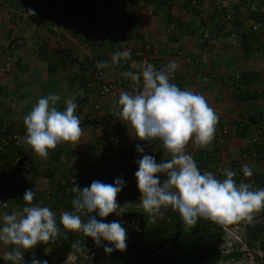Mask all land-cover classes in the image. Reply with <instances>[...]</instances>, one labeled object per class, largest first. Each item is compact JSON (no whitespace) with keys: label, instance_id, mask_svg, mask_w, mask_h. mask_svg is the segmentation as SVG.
Wrapping results in <instances>:
<instances>
[{"label":"clouds","instance_id":"9594fccd","mask_svg":"<svg viewBox=\"0 0 264 264\" xmlns=\"http://www.w3.org/2000/svg\"><path fill=\"white\" fill-rule=\"evenodd\" d=\"M81 2L83 5L88 0ZM173 9L177 10V7ZM27 12L31 16L36 15L33 9H28ZM47 12L50 13L51 20H56L59 27V31L57 26L53 28L57 37L71 32L70 27H73V23L69 25L70 22L67 19L60 16L55 17L50 9ZM90 15L92 20L89 22L80 19L84 24L83 26L79 24L80 21L77 22L76 27L82 38L88 36L83 37L84 33H90L93 30H102L107 33L106 26H103L101 19L97 15ZM38 19L44 18L38 17ZM94 19L97 20L94 21ZM62 24L66 25L64 29L60 28ZM106 35L109 36V32ZM19 43L22 45L23 41L20 40ZM146 43L158 44L161 61L168 60L163 57V47L158 41H144V44ZM124 44L125 50L116 51L113 55V63L125 62L119 79H125L124 75L134 83H140L142 80V90L123 91L120 93L117 102L99 99L96 93L87 87L89 82L98 78L99 82H113L115 84L118 82L115 79L105 80L102 70L99 69L85 84L88 91L94 95L95 101L90 107V111L81 118H84V126H87L89 130L96 131L101 127L95 125L96 127L93 128L92 120L102 117L103 121V111L107 107L116 110V107L120 106L119 118L128 125L124 122L122 125L120 120L118 125L131 127L135 132V137L141 141L148 142L156 139L161 141H158L157 144L164 148L170 158L159 164L154 156L144 153L148 150L149 153H152L153 149L145 150L139 144L136 146L137 154H142V158L136 161L139 167L135 172L137 186L141 193L140 205L149 213L170 207L173 212H178L183 221V226L188 229H192L200 219H207L220 224L243 220L251 221L253 213L264 209V187L253 190L249 183L244 181L237 183L234 179L235 171L225 168V164L222 166L223 151L221 150L228 144L230 136H236L232 127L234 120L230 123H224L228 125L229 134L223 138V143L220 144L218 139L223 121L218 123L219 116L206 98L190 89H181L171 82L179 65L175 61L168 60L170 62L164 68L157 70L154 65L146 63L139 72L124 73V69L129 68L135 52L144 47L143 43L141 46H130L127 41ZM126 47H132L131 52ZM71 57L77 61L73 55ZM82 61L84 62V60ZM10 65L11 63L7 64L6 71L8 67L10 69ZM108 66L107 62L97 63L98 68ZM103 100L111 103V105H104ZM59 101L60 96L57 94L40 97L31 111L24 117L23 123L26 133L11 126V131L8 134L16 132L24 136L23 143L31 147L35 155L31 159L22 158L25 152L21 148L22 154L15 156L11 161L17 160V163L9 172H6L5 169L11 162L6 159L3 161L1 171L4 174H0V176L18 170L17 166L23 159L28 161V165L24 164V168L27 169L33 166V159L36 154L47 157L49 150H55L59 144L76 143L81 139L83 129L80 118L76 114L78 104L74 99H67L65 101L66 107L59 110L57 108ZM96 104L100 105L99 110H95ZM5 130L0 128V136L1 134L8 135L4 133ZM254 136H257L256 133ZM249 140L250 138L246 148L240 152L241 158L252 160L253 164L264 163L262 158L259 162L258 159H251V153H246V149L250 147ZM252 141L255 144L260 143L261 138L254 137L251 139ZM190 142L199 148H205L210 143L214 146L209 152L214 153L215 157L209 155L203 160L212 157L209 159L212 161L210 164L212 171L214 167L221 165V172L217 175L224 174L223 180L218 179L212 172L199 170L196 161L199 158L196 157L194 160L185 150ZM12 146H2L0 142L1 149L15 148ZM137 154L135 153L134 157H137ZM233 160L236 158L232 157L231 162ZM241 171L245 177L253 175L251 168L247 166L242 167ZM159 174H166L167 179L162 182ZM124 186L123 179L118 178L114 184L94 180L88 187L81 188L79 185L72 187L70 191L75 194L71 200L72 211H64L60 215V224L63 229L71 232H82L85 236L91 237L97 247H103L106 254H111L114 250L125 251L127 248V229L122 223L119 221L105 223L103 219L98 220L96 215H93L96 213L101 218H106L113 213L119 215L117 209L120 208V205L117 202V196L122 192ZM49 191H46L48 199H50ZM0 194H3L5 201L8 202V207L3 212L0 211L2 216L0 220V243L11 248L5 254L4 260L11 262V264H27L24 259L25 251L33 249L39 243L47 244L62 234L61 228L57 225L56 214L49 207L39 204L25 206L22 211L15 210L20 206L15 204V197L17 196L21 197L26 205H32L35 196L32 189L22 190L18 194H4L0 190ZM8 209L12 211L10 214H6ZM222 228L225 230L223 226ZM138 229L135 227L134 230L138 231ZM84 241L88 244L91 240L86 238ZM102 241H107L109 245L114 247H109ZM78 246V243L74 244V247ZM238 246L239 244L235 245L236 252H239L240 246ZM63 251L65 252L64 249ZM47 258H51V255L48 254ZM31 264H47V261L41 262L33 257Z\"/></svg>","mask_w":264,"mask_h":264},{"label":"rangeland","instance_id":"374dc122","mask_svg":"<svg viewBox=\"0 0 264 264\" xmlns=\"http://www.w3.org/2000/svg\"><path fill=\"white\" fill-rule=\"evenodd\" d=\"M80 1L77 2L78 3L77 7L73 8V10L76 11L80 19L86 20V18L81 15L84 10H88L90 14H94L95 12L98 11L97 12L98 18L100 15L102 16V14L103 16L106 17L101 20H105L104 22L106 23V27H105L106 30L109 28L107 30V33L108 32L115 33L114 38L117 39L120 37L118 35L121 30L120 27H122L123 29L124 26L122 24L116 25V19L119 20L118 19L119 12L123 11L121 8L117 9L115 6L113 7L108 0H101V1L97 0V2H99L98 3L99 6L94 7L93 9H89L88 4L90 3V0H88L89 2H86L83 5H81ZM132 1L134 0H131V2ZM137 1L143 2L144 4L152 3V6H150L149 4V8L147 9V11L152 10L151 13H154V15L156 16L153 17L149 13L147 19L152 18L153 20H158L159 23L163 25L164 35L170 38V35L173 32L178 31L179 34H183V35L185 34L188 38H190V41L192 42L190 43V45L187 47L186 50H188V48H190L191 46L200 49V54H199L200 56L198 55L197 57L195 58L193 57L192 59L187 58L186 55L187 53L185 54L183 50L180 48L176 49L175 51L177 53V56L184 60L183 64L185 69L193 68L194 70H196L195 75H193L195 79H193L192 83L194 84L193 85L191 84L190 87L191 89L192 87L194 88V90L192 89V91L202 94L206 98L209 105L215 110V112L219 116L218 123H220V121H223V123H230L232 122V120L238 119L237 117L240 114L239 112H241L242 114L244 112L254 113L255 107L258 108L259 110L264 109V96L263 98L260 97L257 100H253L251 96H248V100L245 101L246 103H242L234 99L235 97L234 94L238 95L240 93V92H236V88H239V90L241 89V90H250V91L255 89L258 94L259 93L264 94V83L262 84V77H264V59L261 57V52H258V50H256V48L259 45L264 47L263 26L260 25L259 30L256 32V36L258 37L259 41L250 42L253 44V49L251 53L246 54L245 51L243 50V47L240 45L241 44V39L239 38L240 36L228 34L227 32L228 30H236L238 26L237 23L227 24V22L225 21L226 24L221 25L217 21V16H218L217 11H219L221 7H227L228 4H231L230 2H238L239 0H232L230 2L229 0H212V1L210 0L211 3H209L208 5L200 4L198 10H202V13H197V12L194 13V11H191L192 13L191 15L185 14V16L182 17L181 20L184 22L186 29L185 28L177 29L176 23H174L175 21L172 22L169 21L171 15L167 16L165 9L163 7L166 5H161V8H157V6L156 7L154 6L155 2H152L150 0H137ZM262 1L263 0H254L251 3H247L243 1L242 3L244 4L246 3L247 6L250 5L251 10L257 11L260 9L263 11L264 2ZM8 2L9 0H0V81L2 80L5 81V79H7L6 76L7 73L12 69L14 65H17L14 51H16L15 49L17 48L16 47L17 45L21 46L22 48V45L19 42L20 40L28 39L26 37H23V36H27L26 35L27 33H29L31 36L33 35L37 36L36 47L40 51V54H37L38 55L37 60L39 59V61H43L45 63L44 65H42V68L39 69V74H41L40 77L37 76V80H33L31 82L28 81L30 84L33 82L40 83V79L46 76L45 70L47 69V65H48L47 59L51 58V56L54 55L55 50L58 46L63 49L71 50V55H73V57L77 59V63L74 66V69L71 66H69V68L67 67L68 70L56 72L55 75L51 74L48 71V79H50V82H55V83L58 82V84L60 82L61 83L65 82V86L71 89L72 87H74L75 91L78 92V96H81L79 95L80 92L77 89L79 88L78 87L79 85L77 80L72 78L74 77V75H76L75 72L78 70L79 64L83 62L82 60H85V58H88L95 62L97 60V56L103 53L105 56L108 57V61H109L108 62L109 66L103 68V70L106 71L108 78L112 77V76L110 77L111 74H114L113 76H115L116 74L115 71H119V68L118 69L114 68L115 63H113V58H111L112 48L113 50H115L114 52L120 51L119 50L120 48L122 51H124L125 44H123V41L126 42V39L120 38L119 40H114L113 38H110L107 35L104 36V33L106 31L103 32L102 30H93L90 33H84L83 37L88 35L85 38H82L81 35L80 36L78 35L79 41H77V43H73L72 41L70 42L66 41L60 43V38H57V36L55 35V30L53 29L55 26H57L58 28L57 30L59 31V27L56 23V20L53 21L50 19L49 22H40L41 20L38 19L37 15L31 16L27 12L28 9H23V8L18 9L16 7L14 8L13 5L10 8L6 7ZM105 2H107L109 6L108 5L106 6ZM164 2L171 3V0H165ZM142 9H146V7H142L141 10ZM173 10L176 11L175 9ZM210 15L212 16L213 20H210L209 17ZM202 18L204 22L207 24V27H202L200 25ZM190 19H192V21ZM135 25L137 27L138 24ZM218 26H223V29L218 30ZM212 29L214 31H211ZM21 32L23 33L21 34ZM73 32L76 31L71 30L70 33ZM133 32L134 31H132V33ZM17 34H21V35H17ZM18 36L20 37V39H16ZM47 39L51 40V42L47 41ZM147 41H152V40H147ZM15 43H17V45H15ZM71 43H73L74 45H72ZM142 43L144 44V41H141L139 46H141ZM127 44H129L128 41ZM201 45L204 46L202 50L199 47ZM235 47L236 48L238 47L237 50H234ZM128 48L129 47H126V49ZM205 48H207L206 53L204 51ZM131 50L132 47L129 48L130 52ZM162 50L165 54L163 48ZM225 51H227L228 54H226ZM24 52L28 53L26 49L24 50ZM203 55H205L204 63L201 62V60L203 59ZM240 59L243 60V61L241 60L242 62L241 65L237 63L238 61L240 62ZM9 63H11L10 69L8 67V70L6 71L7 64ZM220 66L223 68L221 69ZM221 70H225V71L222 72ZM190 72L192 73V69H190ZM255 72H258L261 78H259L257 81L250 83L248 86H243L241 83L242 81L240 82L237 81L238 77L241 74H246V73L255 74ZM119 78L120 75L119 73H117V75L113 79L120 81ZM28 82L23 83L20 81V83L18 82L19 84L17 86L14 85L11 88L0 87L3 88V90L0 89V122H1L0 128L1 129H6V127L11 128V126H13L16 127V129L22 130L23 132L26 133V128L23 123L24 117L31 111L32 109L31 107H33L35 104L34 101L38 102V100H36V97L34 95L32 96L33 98L31 99L29 98L28 100H26L23 97V92L25 89L24 86L27 85L26 83ZM44 82L45 84H47L46 81ZM76 82H77V86H76ZM42 90H44L43 87ZM253 103L255 104V107L251 108V106H253L252 105ZM90 109L91 108L89 107V109L85 112V114H87V112H89ZM103 112L105 113L103 125L100 129L96 131L89 130L87 126H84L83 125L84 118H80L81 127L83 129L82 134H87L88 138H91L92 140L100 141V143H102V146L100 147L98 146L93 149L88 148L86 149L87 152H78L75 153L74 155H68L66 161L59 162L60 167H58L56 170L54 169L55 171L54 175H56L58 178L60 177L61 174V178H59L58 180L52 181V180H48V178H42V180L37 179L34 181L35 171L36 168L38 167L36 163L35 165L27 169L23 168L21 170H16L14 172L5 173V176L3 175L0 176V180H1L0 190L4 194H11V193L18 194L19 192L25 189H32L35 192V197L38 199V202L32 205H26V204L20 205L15 210L22 211V209L25 206H35L37 204H39L40 206L49 207L56 214L57 225L61 228L62 234L59 237H63V238L67 237V233L71 231H67L63 229V226L60 224V215L61 213L64 212V210L61 209L53 210L51 208L50 202L48 203L44 202L45 200H48L46 191L51 190L52 187L55 186L54 183L58 181L64 182L65 178L71 179L70 181L73 180L75 181L76 176L85 177L86 180H83L82 183L83 187L90 186L89 178L101 173V170L103 169L102 156L103 154L105 155L108 154L106 150L110 146L102 142L105 139L103 135L104 129H106L109 138L115 136L116 138L119 139L118 140L115 138L114 140L115 143L116 141H118V145L116 148H122V147L131 148L134 147V145L137 143L135 132L133 129H131V127H129L131 132L130 131L127 132V130L126 131L124 130L122 133H120L119 137H117L115 126L119 124V119H117L115 116L116 110L110 108L109 110H104ZM122 125H123V121H122ZM260 126L261 129H264V120L261 122ZM251 132L254 133L257 132V128L254 129L253 127V131ZM231 138L232 136H230L228 142H232ZM80 145L81 144L79 143V146ZM84 146L85 148H87L86 145ZM225 146L221 150L223 151L222 166L223 164H227L226 162L231 163V158L234 157L236 159H241L240 163L242 167L247 166L251 168L253 175L251 177H247L251 181V184L254 179L253 178L254 174H256L259 177L260 176L264 177V163L253 164L252 160L243 159V157L241 158L242 155L240 153L237 156H234V153L233 155H231L232 152H235L232 151L233 146L229 147L230 149H228L227 146L226 147ZM212 147L214 146H212L211 143L207 146V148L210 149ZM198 148L199 147L195 146L193 143L190 142L186 146L185 150L195 160L196 158L195 152L197 151ZM199 149L202 151V148ZM50 151L52 152L57 151V149ZM5 152L8 151L0 148V154L3 157L0 158L1 166L3 164V161L5 160L4 158ZM229 152H231L230 155ZM137 153L138 152H136V154ZM197 153L199 154L200 152ZM212 155H214V153H212ZM169 158L170 155L164 150V148H162L161 158L159 159V163ZM225 159L227 160L225 161ZM1 166H0V174H4L3 171H1ZM160 179L162 182L163 180L167 179L166 174L160 176ZM140 196L141 193L136 203H132V201L128 199L122 202L117 201L118 204L120 205V208L117 209V213L119 215L113 213L114 221L122 222V224L126 226L125 228L127 229V233L129 232L131 224L128 225L126 221H122L121 214L131 209H135V210L142 209L143 211H145L139 203ZM163 211H167L165 212L166 216L170 212H172L170 207L163 208ZM159 212L160 210L158 212H152V213L146 212L148 227L146 228V231L144 233L140 231V229H138L137 232L138 233L140 232L139 235L142 236L143 243H145V240L149 242V240L154 239L155 241L163 245L164 253L165 252L167 253V251L177 252L174 258H170L169 260H167L166 264H198V262L200 264H259L258 261L261 262L262 257H264V253L262 252L261 249L262 244L264 243V209H261L253 213V219L251 221H246V220L238 221L235 222L233 225L230 223L220 224L215 222L216 225H218L222 229L223 233L221 234L220 239L218 238L217 242H215L212 245V250L209 253H200L198 249L185 248L182 247V245L180 250L177 251V246L179 242H181V240L186 239L187 242V239L192 238V239H196V244H198L197 243L198 238L194 237V235L195 232H197L198 234L199 229L203 227H201V224L198 222L195 226H193L192 229L185 228L184 231L177 233L174 237L170 238L169 236L170 233H167V231L165 232L164 230L158 228L157 226V220L161 218V216L158 215ZM165 215H163V217ZM110 222L112 221L109 220L106 223H110ZM222 226L225 228V230L222 228ZM248 227L252 228L255 233L257 232L259 233L258 238L256 240L252 241L250 237L251 233L248 230ZM212 231L214 230L212 229ZM74 235H77V233H74ZM134 238H135L134 236L131 238L127 236L126 242L133 243ZM88 239L91 240L90 242H88L89 245L86 244V241H84L86 245H83L81 248L77 249L76 251L74 250L72 253L69 254L63 251L62 243L60 241H58L57 244L55 245L51 244L50 241L47 244L39 243L33 249L25 251L24 259L27 262V264H31V260L33 259V257H35L37 260H40L41 262L46 260L47 264H124L125 261H128L127 256L123 253V251L114 250L111 254H106L104 252L103 247H97L94 240L91 239V237H88ZM173 240L175 241V243L174 242L172 243ZM140 242L141 241L136 242V246L142 247L140 245ZM102 243L109 247H114L113 245H109L107 241H102ZM237 244H239L240 247L238 246L239 253L238 256L235 257L237 255L236 254L237 248H235V245ZM198 246L200 245L198 244ZM10 250H11L10 246L4 244L0 247L1 264L5 262L4 256ZM48 254L51 255V258H47ZM200 254H204L205 257L200 256ZM226 256H229L231 258L226 259ZM256 256H258L259 258L258 261H256ZM199 258H202L201 259L202 261H200ZM215 259L217 260L214 261ZM130 263L135 264V261L134 260L130 261ZM161 263L164 262L161 261ZM7 264H11V262H8Z\"/></svg>","mask_w":264,"mask_h":264},{"label":"trees","instance_id":"16d2710c","mask_svg":"<svg viewBox=\"0 0 264 264\" xmlns=\"http://www.w3.org/2000/svg\"><path fill=\"white\" fill-rule=\"evenodd\" d=\"M17 1L18 2L9 0L6 7L10 8L12 4L13 5L19 4L20 8H19V5L18 7L16 6L15 7L18 9H22V8L23 9H33L36 15L42 18H44L45 12H47L48 9H50L53 11V14L55 17L60 16L63 19L64 18L67 19L70 22L68 23L69 25H72L73 23V27L70 28V30L76 31V32H73V34L75 33L76 35H79V36L81 35V33L78 31V28L76 27L77 22L80 21V18L78 17L76 11L73 10V8L77 7V4H78L77 2H79L80 0H64L61 2L60 5H57L53 0H17ZM150 1L158 3L156 5L157 8H161V5H165L163 3L161 4V1L159 0H150ZM191 1L192 0H187V1L182 2V1L176 0V2L174 1L172 3H168V5L166 6H163L167 16L171 15L169 21L170 22L175 21L174 23H176L177 29H184L186 26L184 22L181 20V18L176 16V12L173 10V8L175 6L177 7V9L181 7L187 8L188 5L191 3ZM194 1L197 5L201 4V0H194ZM230 1L232 0H229V2ZM243 1L247 3H251L254 0H247V1L239 0L238 2H230L231 4H228L227 7H221L220 10L217 11V15H218L217 21L219 24L224 25L226 24L225 16L230 12L233 13V16H234L233 20L228 21L227 24L237 23L238 26L236 30H228L227 32L228 34L239 35L240 36L239 38L241 39L240 45L243 47V50L245 51V53L249 54L252 52V49H253V44L250 42H257L259 40H258V37L256 36V32L245 30L246 23L248 24L247 21H253L257 23L259 26L260 25L263 26L264 28V10L263 11L260 9L257 11L251 10V6L250 5L247 6L246 3L245 5L244 3H242ZM262 2H264V0ZM105 3L107 6L108 3L107 2ZM196 12L202 13V10L194 11V13ZM88 13H89L88 10H84L83 13L81 14L83 17L86 18L85 20L86 22H89L92 20L91 15ZM209 17H210V20H213L211 15ZM118 19L119 20L116 19V25L122 24L127 31L130 28V23H131L130 21H128L129 20L128 16L125 15L123 11H120ZM200 25L202 27H207V24L204 22L203 18L201 20ZM219 29H223V26H218V30ZM211 31H214V30L212 29ZM104 35H106V33ZM123 35L124 36L126 35L125 32H123ZM15 45H17V43H15ZM199 47L201 48V50L204 48L203 45ZM237 48L235 47L234 50H237ZM256 50H258V52H261V57L264 59V47L259 45L256 48ZM55 52L57 53H54V55L51 56V58H48L47 60L48 65H49L48 71L51 74L55 75L56 72L64 71L67 68L68 61L72 63H77V61L71 57V54L68 50L63 49L60 51L57 50ZM107 61H108V57L105 56L103 53L97 56V60L95 62H93L92 60L88 58H85L84 62L79 64V72L76 73V75L72 79H76L78 84L81 86V88L84 91H88V88L85 85L86 82L91 79L94 72L101 69L97 67V63L107 62ZM259 78H261V76L259 75L258 72H255V74L246 73V74H241L238 77L237 81L238 82L242 81L241 83L243 86H248L250 83L257 81ZM173 83H175L178 87L182 89V85L179 82L178 76L175 82ZM263 83H264V77H262V84ZM236 92H240V93L238 95L234 94L235 96L234 99L242 103H246L245 101L248 100V96H251L253 100H257L260 97L263 98L264 96V94H261V93L258 94L255 89L250 91V90H241V89L239 90V88H236ZM252 105L253 106H251V108H254L255 104L253 103ZM239 116L243 118L241 120H238V119L234 120L232 124L234 133L239 138H243V139L250 138L249 140L250 147L246 149V153L247 154L255 153L258 157L257 161L261 162L260 160L261 154L264 152V129H261L260 124L264 120V109L259 110L258 108L255 107L254 113L244 112L242 114L240 112ZM95 121L96 120H92V123H91V125L94 126L93 128L97 126V125L95 126L96 124ZM253 127L254 129L257 128L256 135L258 136V138L259 137L261 138L260 143L255 144V142L253 141L251 142V139H253L254 137H257V136H254L253 132H251L253 130ZM124 130L125 131L127 130L126 127H121L120 125H116L115 131H116L117 137H119L120 133H122ZM10 131H11L10 128H6L4 133L8 134ZM103 131H104L103 135L105 139L102 142L110 146L106 150L108 154L107 155L103 154L102 156L103 169L101 170V173L89 178L90 185L94 180H99L106 184H114L116 179L122 178L123 181L125 182V186L122 192L118 194L117 201L122 202L128 199L132 201V203H136L140 195V191L137 186V179L135 176V172L138 170V167H139L136 161L142 158V154H137V157H134L135 153L137 152L136 146L139 144L145 150H148V148L153 149L152 153H149L148 151V152H145V154L154 156L156 159V162L159 163V159L161 158L162 148L160 145L157 144V142L160 140L156 139V140L147 142V141H141L138 139L139 141L137 140V143L134 145V147L116 148L118 145V143L114 142L116 137L114 136L112 138L113 140H111V138H109L108 136L106 129H104ZM6 151L8 152L4 153V158L8 162H11L15 156H20L22 154L21 148H16V147L10 148ZM210 154H211L210 156L215 157V155H212V152ZM212 157H209V159H211ZM209 159L205 161L196 159L199 170L202 169L203 171L212 172L210 168L211 167L210 164L212 163V161H210ZM24 160L25 159H23V161H20V163L18 164L17 166L18 170H21L24 168ZM240 161H241L240 159H236L231 162V170L235 171L236 173V176L234 177V179L237 181V183H239L240 181H244L246 183L251 184V181L249 180V178L245 177L241 171L242 166H241ZM50 175L51 174H49V176ZM159 175L163 176L164 174H159ZM216 177L220 180H223L225 178L224 174H218L216 175ZM260 177L254 174L253 176L254 179L251 184L253 190L261 189L264 187V177H261V178ZM70 180L71 179L69 178H65L64 182L58 181L54 183L55 186H53L52 189L49 191L50 199L45 200L44 202H47V203L50 202L51 208L53 210L61 209L64 211H72L71 200L74 198L75 194L72 193L70 189L76 185H79L81 188H84L82 183H83V180H86V179L85 177H82V176H76L75 182H71ZM36 202H38V199L34 196V200L32 204ZM15 204L24 205L25 202L22 201L21 197L17 196L15 197ZM161 209L158 214L159 216H161V218L157 220L158 228H161L165 232L167 231V233H170L169 235L170 238L174 237L177 233H180L185 230V227L183 226V221L181 220L178 212L172 211L166 216L165 212L167 211H163V208ZM11 212H12L11 209H8L6 214H10ZM93 215H96V218L98 220L103 219L105 223L109 220L114 221L113 214H110L106 218H101L96 213H93ZM146 215L147 213L143 211L142 209L141 210L131 209L121 214L122 221H126L128 225L131 224L130 233L128 232L129 234L127 233L128 234L127 236L130 238L133 236L135 237L133 243L126 242L127 248L125 251H123V253L127 256L128 261H125L124 264H131L130 261H133V260L135 261V264H166L167 260H169L170 258H174V256L177 254L176 251H172V252L167 251V253L166 252L164 253L163 245L161 243H158L154 239L149 240V242L145 240V243H143L142 236L139 235L140 232L138 233L134 229L135 227H138L140 231H142L143 233L146 231V228L148 227ZM163 215L165 216L163 217ZM198 222L201 224V227L203 228H200L201 230L199 229L198 234L197 232H195L194 237L198 238L197 243L200 246L196 244V239L189 238L187 239V242H186V239L181 240V242H179L177 246V251L180 250L181 245H182V247H185V248L198 249L200 253H209L212 250V245L215 242H217L218 238L220 239L223 231L218 225H216L215 222L211 220H207V219H200ZM234 223L235 222H232L230 224L233 225ZM123 226L126 227L125 225ZM212 229L214 231H212ZM248 230L251 233L250 237L252 241L256 240L258 238L259 233L258 232L255 233L253 229L249 227H248ZM74 233H77V235H74ZM86 238L88 237L85 236L82 232H68L67 237H64V238L59 237L53 241H50V243L55 245L57 244L58 241H60L62 243V247L65 250V252L69 253L74 250L76 251L77 249L85 245L84 240ZM174 240L172 241V243L173 242L175 243L176 240L175 241ZM138 241H141L140 245L142 247L136 246V242ZM77 243L79 246L74 247V244H77ZM261 249H262V252L264 253V243L262 244ZM238 253L239 252H236L237 255L235 257L238 256ZM200 256L205 257L204 254H200ZM228 258H231V257L226 256V259ZM201 259L202 258H199L200 261H202ZM216 260L217 259H215L214 261ZM258 260L259 258L258 256H256V261ZM161 261L164 263H161ZM258 262L259 264H264V257H262L261 262L260 261ZM198 264L200 263L198 262Z\"/></svg>","mask_w":264,"mask_h":264},{"label":"crops","instance_id":"0c3cea01","mask_svg":"<svg viewBox=\"0 0 264 264\" xmlns=\"http://www.w3.org/2000/svg\"><path fill=\"white\" fill-rule=\"evenodd\" d=\"M53 1L57 5H60L61 2L64 0H53ZM108 1L113 7L115 6L117 9L121 8L123 10V12L125 13V15L128 16V18H129L128 21L131 22L130 23L131 27L127 31H126L125 27L123 29H122V27H120L121 30L118 34L120 37L118 39L114 38L115 33H112V32H109L110 38H113L114 40H119L120 38H124V39H126V41H128L130 43V46H139L141 41H147V40L158 41L159 43H161V45L165 51V54L163 52V57L168 59V60L175 61L179 65V67L177 69V73L179 75L178 79L182 85V89H190V90L193 89L194 90V88L192 87V89H191L190 86H191V84L192 85L194 84L192 82H193V79H195L193 75H195L196 70H194L193 68L185 69L184 64H183L184 60L182 58H179L177 56L176 51H175L176 49L180 48L183 50V52L185 54L187 53L186 54L187 58L192 59L193 57L194 58L197 57L200 54V49H198L194 46H191L190 48H188V50H186L187 47L190 45V43H192L190 41V38H188L185 34L184 35L179 34L178 31L175 32V35L173 33L170 38H168L166 35H164L163 34L164 33L163 32V25H161L158 20H153L152 18L147 19V16L149 15V13L153 17L156 16V15H154V13H151L152 10L147 11V9L149 8V4H150V6H152V3L144 4L143 2H140L137 0H134L132 2H131V0H108ZM159 1H162L161 4L166 3V2H164L165 0H159ZM174 1L176 2V0H171V3ZM177 1H181V0H177ZM183 1L184 0H182V2ZM211 1L210 0H201V2H202L201 4L202 5H208L209 3H211ZM15 2H18V1L15 0ZM98 3L99 2H97V0H90V4H89L88 8L93 9L94 7H98L99 6ZM157 4L158 3L155 2L154 6L156 7ZM18 5L19 4H14L13 6L15 8V6L18 7ZM165 5H168V3H166ZM142 7H146V9L141 10ZM19 8H20V5H19ZM97 12H95L92 15H97ZM88 14H90V13H88ZM101 14H102V12H101ZM48 16H49V18H48ZM99 18L104 19L106 17L103 16V14H102V16L100 15ZM40 20H41L40 22H49L50 21V13L45 12L44 20L43 19H40ZM190 20L192 21V19H190ZM194 20H196V19H194ZM101 21H102V24L104 23L103 26H106V23L104 22L105 20H101ZM135 24H138L137 27ZM132 31H134V32L132 33ZM123 32H125V34H126L125 36L123 35ZM22 33L23 32H21V34ZM21 34H17V35H21ZM26 35L27 36H23V37H26L28 39L21 40V41H23L22 48H21V46L17 45L16 46L17 48L15 49L16 51H14L15 60L17 62V65H14L15 67L13 66L12 69L7 73V75H6L7 79H5V81H3V80L0 81V87L11 88L14 85L17 86L20 83V81L23 83L28 82V81L31 82L33 80H37V76L40 77L41 74H39V69H41L42 65H44L45 63L43 61H39V59L37 60V58H38L37 54H40V51L36 47L37 46V43H36L37 42V36L36 35L31 36L29 33H27ZM57 38H60V43H63L66 41L67 42L72 41L73 43H77V41H79L78 35H75L73 33H68V34L62 35V36L57 37ZM16 39H20V37L18 36ZM47 41L51 42V40H49V39H47ZM73 43H71V44L74 45ZM124 43H125V41H123V44ZM25 49L28 51V53L24 52ZM57 50L60 51V50H63V48H60L58 46L55 51H57ZM66 50L71 52V50H69V49H66ZM119 50L122 51L121 48ZM114 51L115 50H113V48H112L111 58H113V55L115 53ZM178 51H180V50H178ZM55 53H57V52H55ZM108 53H109V51H108ZM225 53L228 54L227 51H225ZM231 57H232V54H231ZM241 60L242 59H240V62L239 61L237 62L240 65L242 64ZM108 62L109 61H107V63ZM67 64H68L67 65L68 68H69V66H71L73 69H74V66L76 65V63H72L69 61ZM124 64H125L124 61H120L119 63H115L114 68H117V69L119 68V71L114 70L116 73L115 76L117 75V73H119V75L121 74V70L123 68L122 66ZM185 65H187V64H185ZM68 68L65 70H68ZM220 68L222 69L223 67L220 66ZM190 69H192L193 74L190 72ZM101 70L103 72V77L105 80H112L113 78H115V76H113L114 74H111L110 77L111 76L112 77L108 78L106 71H104L103 68H101ZM75 71H76V69H75ZM193 71H195V72H193ZM221 71L224 72L225 70H221ZM78 72H79V70H77L75 72V74ZM45 73H46V76L42 77L40 79V83H35V82H33L31 84L29 82L26 83L27 85L24 86L25 89L23 92V97L26 100H28L29 98L30 99L33 98L32 96L34 95L36 97V100H38L39 97H42V96L46 97L48 94H57L60 96V101L58 102L57 107L61 110H63V108L66 107L65 101L67 99H74L75 102L78 104V109H77L76 114L79 116V118H81L85 114V112L89 109V107L92 106L93 102L95 101L94 95L89 91H84L80 86H78L79 88H77V89L80 92L79 95H81V96H78V92L75 91L74 87H72V89L69 87H66L65 82H63V83L60 82L59 84H58V82L57 83L50 82V79H48V65H47V69L45 70ZM44 81H46L47 84H45ZM74 84H75V82H74ZM76 86H77V82H76ZM42 87L44 88V90H42ZM0 89L3 90V88H0ZM34 102H35V104L37 103V101H34ZM2 103H4V102H2ZM103 104L104 105L109 104L107 106L111 105V103H109L105 100H103ZM109 109L110 108L107 107L105 110H109ZM103 114H105V113L103 112ZM237 118H238V120H241L243 117L238 116ZM124 127H126L127 132L130 131L129 127H127V126H124ZM81 139L82 140H79L76 143L59 144L56 148L57 151L52 152L49 150L50 152H49L47 157H42V156H39L38 154H36V156L33 159V165H35V163H36V165L38 167L36 168V171H35L34 181L37 179L42 180V178H48V180H52V181L58 180L59 178H61V174H60V177L58 178L56 175H54L55 174L54 169L56 170L58 167H60L59 162L66 161V158L68 155H74L75 153H78V152H87L86 149H88V148L93 149L95 147L102 146V143H100V141H98V140L95 141V140H92L91 138H88L87 134H82ZM231 139H232L231 140L232 142H228V144L226 146L228 149H230L229 147L233 146L232 151H235V152L231 151L232 153L229 152V155H230V153H231V155H233V153H234V156H237L240 152H242V150H244L246 148L249 138L243 139V138H239L238 136H233ZM136 140H138L137 137H136ZM79 143L81 144L80 145L81 147L79 146ZM84 145H86L87 148H85ZM79 147H80V149H79ZM209 151H211V149L207 148V147L202 148V151L198 148L197 151L195 152V155L197 158H199V159L201 158V160H203V159H205L206 156L211 155ZM197 152H200V153L198 154ZM0 158H3L1 156V154H0ZM227 159H225V161ZM226 163L227 164H225V168L231 169L230 163H228V162H226ZM0 166H1V164H0ZM58 171H61V170H58ZM40 173H42V174H40ZM49 174H51V175L49 176ZM41 176H43V177H41ZM2 245H3V243H0V247ZM0 255H1V252H0ZM8 262L9 261H5L3 264H7ZM0 264H1V261H0Z\"/></svg>","mask_w":264,"mask_h":264},{"label":"built area","instance_id":"2783aa9c","mask_svg":"<svg viewBox=\"0 0 264 264\" xmlns=\"http://www.w3.org/2000/svg\"><path fill=\"white\" fill-rule=\"evenodd\" d=\"M198 9H199V5H197L195 3V1L192 0L187 8L181 7L179 9H177L175 12H176V16L182 19V17H184L185 14L191 15L192 14L191 11H197ZM233 18H234L233 13L230 12L225 16V21L226 22L232 21ZM96 20L97 19H94V21H96ZM247 22H248V24L246 23L245 30H248L251 32H257L259 30V25L257 23H255L253 21H247ZM79 24L82 26L84 25L83 22H81V21L79 22ZM64 27H66V25L62 24V26L60 28L64 29ZM204 51L206 53L207 48H205ZM161 60H162V58L160 55V46L156 43H154V44L146 43V44H144V47H142L141 49H139L135 52V54L133 55V58L131 59V62L129 64V68H125L124 73L125 72H133V73L139 72L146 63H150V64L154 65V67L157 70H160V69L164 68L170 62L168 60H163V61H161ZM204 60H205V55H203V59L201 60V62L204 63ZM177 76H178V73L176 71L174 74V77L171 81L172 83L175 82V80L177 79ZM123 77L125 79L118 81L117 84H115L113 82H99L98 81L99 78H98L97 80H92L91 82H89L87 84V87L89 89H91L92 91H94L96 93V95L99 97V99L115 100L116 102L119 99L120 93L123 91L134 92V91L142 90V88H141L142 80L140 83H134L129 78H126L124 75H123ZM94 108H95V110H99L100 105L96 104L94 106ZM116 108H117L116 109V115H115L116 118L119 119L120 121H123L119 118V115H118L119 111H120V106L119 107L117 106ZM88 119H90V118H88ZM95 120H96L95 125H97V127H102V125H103L102 117L97 118ZM125 124H127V123H125ZM228 134H229L228 125L222 123L221 124V131L219 134L220 137L218 139V142L220 144H222L223 138H225ZM23 140H24V136H22L16 132H13V133L8 134V135L1 134V136H0V142H1L2 146L13 145L16 148H23L25 153H24V155H22V158L31 159L32 156L35 155V152L31 149V147L25 145L23 143ZM261 158L264 160V152L261 154ZM27 159L24 161L25 165H28ZM251 159L257 160L258 157L255 153H252ZM16 163H17V160L15 162H11L10 165L6 167L5 171L9 172L16 165ZM219 172H221V165H217L216 167L213 168V171H212V173L214 175H217V173H219ZM7 207H8V202L5 201L4 195L0 194V211L3 212L4 209ZM1 217L2 216L0 214V220H1Z\"/></svg>","mask_w":264,"mask_h":264}]
</instances>
